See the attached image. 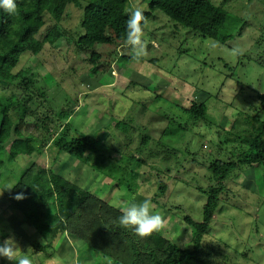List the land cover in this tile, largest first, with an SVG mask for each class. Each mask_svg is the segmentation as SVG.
<instances>
[{"label": "rangeland", "instance_id": "obj_1", "mask_svg": "<svg viewBox=\"0 0 264 264\" xmlns=\"http://www.w3.org/2000/svg\"><path fill=\"white\" fill-rule=\"evenodd\" d=\"M149 1L131 0L130 8L139 4L146 11ZM211 1L239 19L232 40L221 44L201 37L156 11L145 28L148 54L138 60L130 46L97 45L90 52L77 48L84 34L83 4H66L59 13L46 14L36 37L42 51L21 56L13 70L21 77L8 86L0 82V99L15 95L14 101L28 106L23 123L17 111L12 118L19 132L35 137L38 145L47 135L43 120L53 134L70 124V137L89 135L106 143L98 155H86L91 161L86 165L66 153L58 158L49 147L15 160L6 154L0 190L9 181L17 185L33 164L47 167L57 159L59 175L119 210L150 200L152 211L167 221L158 235L181 248L192 247L193 231L184 219L203 220V192L216 184L210 164L237 161L264 122L259 99L264 94V0ZM234 48L242 54H233ZM93 52L101 55V70L91 76ZM24 74L35 79L38 90L20 85ZM40 90L46 93L45 102ZM193 102L206 104L204 119L186 112ZM50 119L63 125L57 130ZM128 158L130 171L119 180L118 168L112 180L93 170L96 162L106 171ZM223 187L204 251L211 258L218 253L212 258L218 264H264V169L235 170ZM8 194L0 197V242L14 238L21 255L27 254L33 264H124L67 234L58 236L53 250L36 252L35 244L42 240L23 212L10 204Z\"/></svg>", "mask_w": 264, "mask_h": 264}, {"label": "trees", "instance_id": "obj_2", "mask_svg": "<svg viewBox=\"0 0 264 264\" xmlns=\"http://www.w3.org/2000/svg\"><path fill=\"white\" fill-rule=\"evenodd\" d=\"M131 0H17L19 16H9L0 9V82L5 86L18 82L20 74L14 75L13 70L26 52L38 55L43 49V43L36 37L45 26L46 14H57L66 4H83L84 14L82 27L84 34L76 42L81 51L90 52L97 45H116L119 49L128 46L125 42L126 22L130 15ZM156 11L163 12L176 24L187 28L201 37L216 40L225 44L234 38V26L238 18H232L222 5L218 6L211 0H150L148 10L143 11L150 21ZM101 55L91 53L93 64L91 76L99 74ZM115 65L118 64L116 61ZM110 63L108 68L110 71ZM20 85L27 91L31 86L34 90L35 79L23 75ZM46 101V93L40 90ZM45 93V94H44ZM28 95V93H27ZM264 105V94L259 95ZM15 95L0 99V170L3 169L6 154L16 159L20 155L31 156L44 148H51L54 154H68L83 164H90L88 153L98 155L105 145L89 135L70 137V124L63 125L57 119V133L53 134L50 125L43 120V135L40 145L35 137H24L19 132V126L12 118V111H17L23 123L28 114V106L21 100L14 101ZM45 106V105H44ZM195 119L207 116L206 104L193 102L185 109ZM31 114H35L32 113ZM45 115V113H44ZM2 116V117H1ZM48 117V115H45ZM56 120V121H55ZM67 123V122H65ZM36 124V123H35ZM53 126V125H52ZM118 127V126H117ZM16 139L11 141L13 136ZM250 149L238 155L236 160L226 163L216 160L209 166L216 181L215 186L203 192L207 197L202 222L198 223L187 216L184 221L192 228V247L181 248L165 236L154 234L149 238H140L133 230L119 225L122 210L100 199L93 192L80 188L62 175H59L54 165L33 164L17 181L16 187L8 194L10 204L23 212L26 219L37 230L42 243L35 244L36 252L53 250V245L59 235H68L72 239L83 241L100 251L106 258L118 256L124 264H218L212 258L219 254H206L204 237L209 233L210 225L219 207V198L223 185L235 170L260 166L264 169V122L260 124L256 135L251 139ZM10 143L8 149L7 145ZM134 158V155L131 157ZM120 160L115 159L114 163ZM122 161V160H121ZM130 158L123 165H112L104 171L97 162L95 168L108 180L114 179L118 168L119 179L129 173ZM242 166V167H241ZM119 185V184H118ZM120 185L124 186L120 181ZM119 189V186L117 187ZM201 191V190H200ZM23 193L26 197L17 201L13 197ZM132 260V262L130 261Z\"/></svg>", "mask_w": 264, "mask_h": 264}, {"label": "clouds", "instance_id": "obj_3", "mask_svg": "<svg viewBox=\"0 0 264 264\" xmlns=\"http://www.w3.org/2000/svg\"><path fill=\"white\" fill-rule=\"evenodd\" d=\"M0 9H3L9 16H19V5L17 0H0ZM148 19L144 15L143 9L139 4L133 6L126 22L125 42L130 46L132 57L138 60L147 56V41L145 39V28L148 26ZM233 54H242L239 48H234ZM16 187L12 181L7 182L0 190V197L4 192L9 193ZM17 201L26 197L23 193L13 197ZM167 221L159 214L152 211L151 201L145 199L137 204L132 203L122 209V215L119 217V225L126 229H131L140 238H149L154 234L162 232L166 227ZM0 258H5L11 264H33L32 259L27 254L21 255V250L16 244L14 238H8L0 242Z\"/></svg>", "mask_w": 264, "mask_h": 264}, {"label": "crops", "instance_id": "obj_4", "mask_svg": "<svg viewBox=\"0 0 264 264\" xmlns=\"http://www.w3.org/2000/svg\"><path fill=\"white\" fill-rule=\"evenodd\" d=\"M0 264H4V262L2 261Z\"/></svg>", "mask_w": 264, "mask_h": 264}]
</instances>
